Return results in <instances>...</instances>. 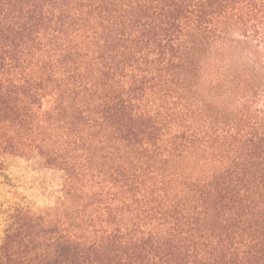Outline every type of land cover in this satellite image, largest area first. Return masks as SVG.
<instances>
[{"label":"trees","instance_id":"trees-1","mask_svg":"<svg viewBox=\"0 0 264 264\" xmlns=\"http://www.w3.org/2000/svg\"><path fill=\"white\" fill-rule=\"evenodd\" d=\"M1 152L69 176L0 264H264V0H0Z\"/></svg>","mask_w":264,"mask_h":264},{"label":"rangeland","instance_id":"rangeland-1","mask_svg":"<svg viewBox=\"0 0 264 264\" xmlns=\"http://www.w3.org/2000/svg\"><path fill=\"white\" fill-rule=\"evenodd\" d=\"M254 67L252 81L245 87L246 94L263 90V68ZM259 69V70H258ZM261 69V70H260ZM259 71V72H258ZM68 172L65 167L49 164L45 155L34 152L28 155L0 153V246L11 225V215L21 208L54 213L67 191Z\"/></svg>","mask_w":264,"mask_h":264}]
</instances>
